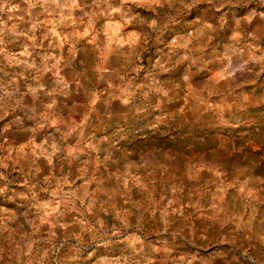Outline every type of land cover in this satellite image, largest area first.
<instances>
[{"label": "clouds", "instance_id": "1", "mask_svg": "<svg viewBox=\"0 0 264 264\" xmlns=\"http://www.w3.org/2000/svg\"><path fill=\"white\" fill-rule=\"evenodd\" d=\"M0 264H264V0H0Z\"/></svg>", "mask_w": 264, "mask_h": 264}]
</instances>
